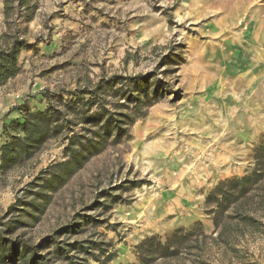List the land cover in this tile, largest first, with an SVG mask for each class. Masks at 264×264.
<instances>
[{"label":"rangeland","instance_id":"1","mask_svg":"<svg viewBox=\"0 0 264 264\" xmlns=\"http://www.w3.org/2000/svg\"><path fill=\"white\" fill-rule=\"evenodd\" d=\"M31 1L42 26L20 24L17 11L18 34L34 46L21 51L17 78L0 85V236L36 243L80 222L78 238L111 243L109 264H140L145 238L164 242L182 228L192 233L180 251L150 264H264V185L243 200L257 229L217 227L206 203L220 182L253 170L264 142V0L261 21L251 6L222 11L205 0L182 13L177 0ZM138 74L161 80L162 97L129 136L110 137L73 174L50 180L69 158V137L91 126L83 112L102 101L116 109L126 101L125 77ZM109 78L118 91L90 104L95 94L81 90ZM51 102L64 114L61 131L4 163L3 146L25 134L12 118ZM242 209L227 210L225 222Z\"/></svg>","mask_w":264,"mask_h":264},{"label":"trees","instance_id":"2","mask_svg":"<svg viewBox=\"0 0 264 264\" xmlns=\"http://www.w3.org/2000/svg\"><path fill=\"white\" fill-rule=\"evenodd\" d=\"M37 1L31 0H4L7 30L0 35V85L15 77L21 67L19 57L25 48L34 46L18 34L17 11L21 17L31 19L34 16ZM11 19L10 21H8ZM123 78L122 76H117ZM116 78H109L96 84L94 89L81 90V93L95 94L90 104L97 103L101 92L114 88ZM129 82V89L125 92V102H118L116 109L107 108L102 101L99 109L90 113V109L82 114V121L91 126L83 127V131L74 132L69 137V158L56 164L61 167L60 172H54L50 180L62 181L65 176L73 174L82 166L90 154L98 153L105 146L110 137L114 140L130 135V125L138 118L147 114V109L157 102L163 95L164 84L161 80L151 82L147 76L138 74L125 77ZM48 96V91L44 93ZM131 107V108H130ZM127 108L128 110H124ZM22 120L12 118L25 133L24 136L15 135L12 140L3 146V162L11 163L22 157L31 156L47 139L55 136L64 127V114L60 108L50 103L43 110L30 111L27 107ZM21 114V113H20ZM255 166L253 170L243 176H236L220 182L208 195L206 203L213 205L208 213L213 214L215 224L227 229L233 224L243 223L254 229L259 228V219L252 214L255 208L244 210V201L253 192L264 185V142L255 150ZM260 206H264V194ZM242 206L237 214L238 221L225 222V214L231 207ZM228 217V216H227ZM86 222L92 221L90 216H83ZM80 222L65 224L55 229L51 234L42 237L38 242L31 243L23 238L12 239L0 236V264H109L114 254L110 252L111 243L103 238H78ZM192 231L184 234L182 228L175 229L162 241L157 235L145 238L137 247L140 264H150L153 261L177 254L186 237ZM66 235V237H64ZM71 235L72 237L68 236ZM133 264V263H125Z\"/></svg>","mask_w":264,"mask_h":264},{"label":"crops","instance_id":"3","mask_svg":"<svg viewBox=\"0 0 264 264\" xmlns=\"http://www.w3.org/2000/svg\"><path fill=\"white\" fill-rule=\"evenodd\" d=\"M179 2V5L175 8L179 11V13H182L184 11H194L195 8L198 6L196 2L201 0H177ZM262 1L263 0H205L207 7H212L215 9H223L228 8V3L236 4L234 5V8H240L246 7V5L251 6L255 10V18L256 15L259 17L260 21L262 18L261 15V9H262ZM238 5V6H237ZM38 6V4H37ZM36 6V10L34 13V16L31 19H25L24 17L19 18L20 24L22 23L27 28H33L34 31H37L41 28V23L38 20V9ZM9 19L8 21H10ZM17 21V19H16ZM7 30V22H6V16H5V7H4V0H0V35ZM17 78V75L11 79Z\"/></svg>","mask_w":264,"mask_h":264}]
</instances>
